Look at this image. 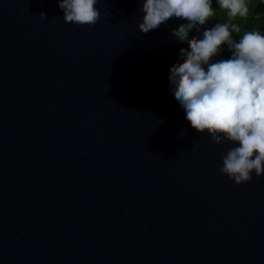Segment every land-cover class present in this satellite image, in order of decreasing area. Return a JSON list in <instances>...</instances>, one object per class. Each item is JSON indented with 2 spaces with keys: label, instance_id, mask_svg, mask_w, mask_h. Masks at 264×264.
Listing matches in <instances>:
<instances>
[{
  "label": "water",
  "instance_id": "95a60500",
  "mask_svg": "<svg viewBox=\"0 0 264 264\" xmlns=\"http://www.w3.org/2000/svg\"><path fill=\"white\" fill-rule=\"evenodd\" d=\"M143 2L81 27L0 0V264H264V177L220 172L234 145L185 118L168 77L188 45L140 32Z\"/></svg>",
  "mask_w": 264,
  "mask_h": 264
},
{
  "label": "clouds",
  "instance_id": "9594fccd",
  "mask_svg": "<svg viewBox=\"0 0 264 264\" xmlns=\"http://www.w3.org/2000/svg\"><path fill=\"white\" fill-rule=\"evenodd\" d=\"M99 2L58 0L63 21L81 27L100 20ZM217 4L219 11L213 0H144L139 30L146 34L173 18L181 21L171 36L188 47L179 51L182 62L170 68V89L194 130L210 135L217 146L234 145L221 153L220 172L243 185L253 173L264 177V34L242 31L236 22L249 16L250 0ZM225 14L224 22H214ZM193 31L199 35L192 36ZM225 47L230 57L217 59Z\"/></svg>",
  "mask_w": 264,
  "mask_h": 264
},
{
  "label": "trees",
  "instance_id": "16d2710c",
  "mask_svg": "<svg viewBox=\"0 0 264 264\" xmlns=\"http://www.w3.org/2000/svg\"><path fill=\"white\" fill-rule=\"evenodd\" d=\"M213 8L214 10L219 11L217 0H213ZM249 16L243 19L238 18L237 23L241 25L242 31L248 30H259L262 34H264V0H250L249 4ZM227 19L226 14L221 15L215 19L214 22H224ZM172 28L176 27L181 23V21L173 18L169 22H166ZM237 39L241 38V34H233ZM230 57V53L227 51L226 47L221 56L217 57V59H227Z\"/></svg>",
  "mask_w": 264,
  "mask_h": 264
}]
</instances>
